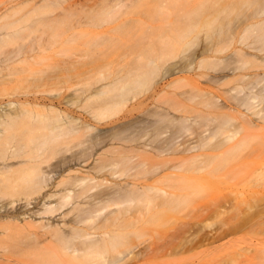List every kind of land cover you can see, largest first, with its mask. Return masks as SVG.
Listing matches in <instances>:
<instances>
[{
	"label": "rangeland",
	"instance_id": "rangeland-1",
	"mask_svg": "<svg viewBox=\"0 0 264 264\" xmlns=\"http://www.w3.org/2000/svg\"><path fill=\"white\" fill-rule=\"evenodd\" d=\"M263 24L264 0H0V36L18 33L3 51H27L3 71L17 74L0 87V120L33 110L51 125L93 128L0 158V171L49 181L35 192L24 186L18 196L0 195V232L16 237L2 243L7 254H28L24 243L34 239L16 222L43 208L44 194L70 193L63 210L70 215L44 222L66 223L63 234L73 236L78 220L94 213L92 232L120 236L116 248L108 236L96 238L97 254L107 252H82L75 264H102L127 250L134 252L129 264H264V135L231 161L244 158L257 169L218 170L212 148L222 152L242 120L231 121L224 102L205 106L210 95L225 96L230 87L221 83L235 77L244 56L264 58L246 46L255 35L243 41ZM95 91L105 93L91 97ZM199 110L216 122L206 126L203 118L198 130ZM197 131L204 134L198 148ZM122 156L131 158L126 166L108 167ZM85 176L91 179L76 184Z\"/></svg>",
	"mask_w": 264,
	"mask_h": 264
},
{
	"label": "bare ground",
	"instance_id": "bare-ground-1",
	"mask_svg": "<svg viewBox=\"0 0 264 264\" xmlns=\"http://www.w3.org/2000/svg\"><path fill=\"white\" fill-rule=\"evenodd\" d=\"M53 20H41L39 23H51ZM20 32L21 29L18 28L14 32ZM1 35V34H0ZM18 35V33L8 34L6 37L0 36V87H6L7 80L16 72L12 71L9 76H3L4 69H8V64L11 61H22L19 57L22 53L27 51L24 49L25 46H20L18 50L5 52L2 49L3 43L13 36ZM246 37L243 41H246L253 35H255V41L252 44L246 45L250 50L257 53H264V24L261 26H255L254 29H248L245 31ZM258 43L261 45L257 46ZM249 51H246L248 54ZM254 59L243 57L240 64L233 68L232 74L235 77L231 80L228 78L221 83L223 87H230L228 91L224 92V97H217L215 95H210L211 98L205 103V106L212 110L214 107H222L220 102H224L229 108V113L227 116L231 121L242 120L240 125L234 130L233 135L227 137L231 143L222 151H218V146H213L212 148V161L215 164V168L218 170L230 169L245 171L249 169H257L259 166L254 164L250 165L246 159H241L239 161H231L238 159V154L245 149L247 145H250L253 141H257L258 138L264 135V58L254 55ZM7 67H4L6 66ZM16 70V68L14 69ZM5 89V88H4ZM201 85H197V92L201 93ZM105 91L98 92L95 91L91 94L101 96ZM96 96V97H97ZM201 114V119L197 122L198 130H203L206 120V126H210L211 123H215L217 119L212 116V113L203 114L202 110H199ZM236 114V115H235ZM207 115V116H206ZM48 118H51L50 116ZM204 118V119H203ZM57 120H61L60 116H57ZM35 120V121H32ZM187 121L181 122L180 126L183 130L187 131L188 126ZM163 124H166L165 119L162 120ZM169 124L171 122H168ZM82 129L92 130L90 125H78L76 127L64 128L62 125H51L44 118H37L36 112L33 110H27L23 112L15 111L5 114V116L0 120V158L4 159L9 149L15 147L16 151H27L31 154L35 151H40L49 144L55 142L57 139H61L66 136H77L81 133ZM218 128L212 132V136L209 140L218 137ZM40 131H44L45 134L42 135ZM64 132V134H60ZM240 137L235 139L237 135ZM199 144L196 146H204L202 138L204 136L203 132H198ZM53 137V139H52ZM261 139V138H260ZM259 139V140H260ZM42 140L40 142V148H31L34 142ZM263 140V138H262ZM264 141V140H263ZM261 149H257L255 154L258 156L261 154ZM252 153V152H251ZM116 160H109L110 164L108 167L112 169L116 166H125L131 161L128 156H122ZM107 167H102L106 169ZM37 172L35 169L33 171ZM26 174H30L29 171ZM112 175H117L116 171H112ZM36 179H27L22 177L21 170H12L10 168H5L0 171V195L6 196L11 195L13 197L18 196V191L24 186H32L31 191L35 192L40 185L46 184L48 187L49 181L44 175H37ZM91 179L90 176H85L83 178H78L76 184L83 185L84 181ZM94 179V178H92ZM17 194V195H16ZM59 196V201L55 204L52 200H55ZM46 203L43 208L33 214V217L24 219L23 225L16 222L17 229L24 231V233L29 238H33L34 242L24 243V246L28 248L26 251L28 254L25 256L24 253H18L16 255L7 254L6 247L1 246L3 244H14L16 243L15 235L8 233L7 231L0 232V264H75L79 254L86 251H94L89 253V258L94 255H103L107 252L108 248L102 249L100 254L96 251L97 243L96 238L99 240H105L109 237L110 244L116 248L119 243L120 236L117 235L116 231L105 232L98 235L97 232H92L94 230L93 226V214L88 213L84 218H81L76 223L79 227L73 236H65L62 232L63 226L66 223H51L44 222L45 218H52L53 216L63 215L62 217H68L71 213L63 212V210L69 206L71 200V194H57V193H46L43 195ZM34 217L43 219L41 221L34 220ZM47 221V219H46ZM1 227V226H0ZM78 240V241H76ZM100 242V241H99ZM106 247V246H105ZM132 250H127L120 252L118 255H113L110 260L102 259L99 261L102 264H129L132 260ZM154 253V251H153ZM138 255V254H137ZM140 255V254H139ZM138 255V256H139ZM136 256V255H135ZM137 257V256H136ZM95 258V257H94ZM133 258L134 255H133Z\"/></svg>",
	"mask_w": 264,
	"mask_h": 264
}]
</instances>
